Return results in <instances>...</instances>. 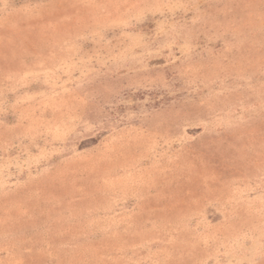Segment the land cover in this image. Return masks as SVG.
<instances>
[{
  "label": "rangeland",
  "instance_id": "rangeland-1",
  "mask_svg": "<svg viewBox=\"0 0 264 264\" xmlns=\"http://www.w3.org/2000/svg\"><path fill=\"white\" fill-rule=\"evenodd\" d=\"M0 264H264V0H0Z\"/></svg>",
  "mask_w": 264,
  "mask_h": 264
}]
</instances>
